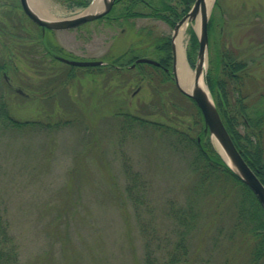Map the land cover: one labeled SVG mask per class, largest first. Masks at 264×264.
Returning a JSON list of instances; mask_svg holds the SVG:
<instances>
[{"label": "rangeland", "instance_id": "1", "mask_svg": "<svg viewBox=\"0 0 264 264\" xmlns=\"http://www.w3.org/2000/svg\"><path fill=\"white\" fill-rule=\"evenodd\" d=\"M44 2L47 16L67 17L84 9L68 8L57 0ZM120 7L121 3L114 6L111 17L73 29H45L44 45L65 57L104 61L138 45L140 56L159 59V50L144 41L157 36L172 38L174 26L153 16L117 17ZM27 18L19 0H0V26L11 29L8 36L0 35V55L9 56L15 83L13 89L0 85V99L2 95L10 114L19 119L61 115L72 121L53 129L7 128L0 132V206L18 244L20 264H142L144 235L139 228L149 221L134 212L125 195L123 156L138 170L140 179L146 180L149 196L145 200L150 207L144 203L139 212L156 213L155 223H162L159 228L167 232L173 224L165 212L169 200L174 198L184 206L192 200L198 215L189 243L191 259L193 264L202 262L211 252L217 263L229 245L219 234V226H228L233 207H223L220 216L215 212L217 197L208 193L194 196L199 176L192 169L189 151L174 150L164 135L151 130L122 137L113 118L119 108L134 113L150 108L153 93L148 81H129V73L94 74L79 66L73 80L61 82L66 69L63 62L47 58L53 69L45 72L46 60L36 57L28 39L18 37L38 31ZM208 18L207 70L217 63L222 77L223 63L229 64L228 59L234 61V57L243 59L248 75L245 92L252 96L264 93V0H213ZM195 24V19L188 22L183 39L188 64L190 28L198 32ZM197 52L190 64L193 70ZM18 84L32 94L17 92ZM37 86L38 92L34 91ZM226 87L234 97L238 94L234 84ZM47 88L53 89L49 98L43 93ZM180 99L184 106L189 105ZM156 104L158 112L150 118L164 120L161 113L170 111L168 103L164 110L160 102ZM236 246L232 252L240 254L234 264H244L249 244Z\"/></svg>", "mask_w": 264, "mask_h": 264}, {"label": "trees", "instance_id": "2", "mask_svg": "<svg viewBox=\"0 0 264 264\" xmlns=\"http://www.w3.org/2000/svg\"><path fill=\"white\" fill-rule=\"evenodd\" d=\"M57 1L72 9L86 7L91 2V0ZM194 2L195 0H116L115 5L121 3L117 17L153 16L161 18L174 26L188 12ZM111 12L103 17H111L109 15ZM6 15L10 16V12H7ZM27 20L38 31L33 34L27 31L28 36H17L28 39L31 42L28 43L29 46L35 48L36 57L41 56L43 58L42 62L46 60L44 64L45 72L53 69L51 68L53 63L48 62L47 58L50 57L57 63H62V61L54 56L56 52L52 53L44 45L41 26L29 18ZM20 21L22 23V20ZM208 29L210 33L211 22L208 24ZM10 32L11 29H8V27L0 26V35L6 37ZM147 40L152 41L144 42L154 44L153 46L159 50L158 60L161 62L160 65L142 62L131 66L135 59L140 56L136 52L140 49L139 46L134 45L117 55H113L102 65L86 67L94 74L103 72L129 73V81L147 80L151 86L153 96L148 103L151 109L148 108L145 113H134L119 108L112 114L117 122L120 136L134 137V133L141 134L147 130H151L157 136L164 135L174 150L189 151L191 155L192 169L199 176L198 182L193 186L194 196L208 193L213 197H217L215 212L220 216H223L221 215L223 207H233L232 219L227 224L228 226H219L221 231L219 234L224 235L229 242L227 251L222 252V256L217 263L213 262V254L210 252L202 262L196 264H234L240 252H232V250H235L236 245L242 242L249 244V251L245 253L246 261L244 264H264V206L253 190L229 166L212 144L209 132H205L204 129L205 123L202 112L194 99L177 88L171 67V37L157 36ZM2 45L6 47L5 42ZM198 45L197 34L190 28L187 50L188 53L191 50V58L189 55H187V58L191 64L194 63V55ZM57 48L64 51L62 46ZM0 57V85L4 84L13 89L15 83L10 75L13 70L10 58L8 55L2 54ZM234 59V61L228 59L229 64L223 63L222 77H220L221 67L219 68L217 63L216 67H210L207 72V81L223 122L234 143L264 183V93L252 96L245 92L244 86L248 78V75L245 74L246 71L244 72L246 62L243 59L238 60L236 57ZM219 61L222 62L223 59H219ZM63 64L66 69L65 78L61 82L73 80L77 75L75 73L76 68L79 69V66L64 62ZM52 80H48L47 85H50L49 81ZM226 84L235 85L233 91L238 92L235 97L230 91L228 92ZM19 87L22 88L23 92L20 93L23 96L32 94L31 90L26 89L25 85L22 84ZM35 89L34 91L38 92V86ZM47 89L43 93L46 98H49L51 95L48 94H52L53 89ZM15 90L18 92L17 87H15ZM168 90L171 92H167ZM166 93H169L170 96L168 97ZM180 98H184L189 107L184 106ZM157 102H160V109L162 110L167 108H165V103H168L170 111L161 113L164 115V120L150 118L151 115L158 112L156 111ZM7 106L5 98L1 95L0 132L7 128L18 130L26 127L53 129L72 121L71 118H64L61 115L58 117L53 113L48 114H53L52 116L57 118L19 119L10 114ZM50 115L48 116L50 117ZM75 118L78 117L75 116ZM122 161L123 167L126 169L124 191L128 202L133 206V210L136 211L137 215L144 216L149 221H144L139 228L141 235H144V238L142 237L144 239L143 252L141 253L142 264H193L189 243L198 212L195 206L193 207L192 200H189L185 206L179 204L174 198L169 200L165 212L173 224L169 231L162 232L159 228L162 223H155L154 221L156 213L146 212L142 214L139 212L140 206L144 203L150 207V202L145 200L148 195L146 184H144L146 180L140 179V173L132 168V164L127 158L123 156ZM225 204L228 205L225 206ZM0 264H20L18 244L10 230L9 219L1 206Z\"/></svg>", "mask_w": 264, "mask_h": 264}, {"label": "water", "instance_id": "3", "mask_svg": "<svg viewBox=\"0 0 264 264\" xmlns=\"http://www.w3.org/2000/svg\"><path fill=\"white\" fill-rule=\"evenodd\" d=\"M95 0H92L91 3L84 8V10L75 13L67 17H54V16H43L40 15L32 6L30 5L29 0H20L23 11L28 15V17L33 20L35 23L41 25L43 29L48 28L52 30H62L70 29L81 24L95 20L107 14L113 7L115 0H104L100 8H95L92 10H86L92 7ZM201 12V25L200 29L197 32L199 39V47L197 52V59L195 64V76H194V88L192 92L187 91L182 87L177 76V59H176V49L174 45V37L178 31V28L185 21H192L196 19L197 15ZM208 13L206 12V0H195L194 4L190 10L175 24L174 31L172 35V56H173V73L176 80L178 88L192 97L198 107L200 108L204 122H205V131L210 132L211 141L215 145L216 149L222 155L224 160L229 164V166L244 180V182L253 190L257 195L262 205L264 206V183L257 176L255 171L250 167L248 162L242 156V153L237 148L234 143L231 135L229 134L222 118L219 113V110L213 100L210 89L207 84V53H208ZM59 59L68 62L73 65L79 66H93L103 63L101 59H72L64 56H58ZM136 62H149L152 64L159 65L158 60L149 58V57H139L136 59ZM203 75V79L208 87V92L203 90L198 86L199 78ZM215 136L219 143L221 144L223 150L226 152L229 160L224 156L222 151L218 148L213 140Z\"/></svg>", "mask_w": 264, "mask_h": 264}, {"label": "bare ground", "instance_id": "4", "mask_svg": "<svg viewBox=\"0 0 264 264\" xmlns=\"http://www.w3.org/2000/svg\"><path fill=\"white\" fill-rule=\"evenodd\" d=\"M30 5L32 8H34L40 15L45 16L47 13V5L44 2V0H29ZM104 0H95L94 4L92 7L86 10H92L95 8H100L103 4ZM213 3V0H206V12L208 13L210 10V7ZM84 10V9H83ZM201 18L202 14L201 12L197 15L196 17V24L195 27L199 31L200 25H201ZM188 20L183 22L181 26L178 28V31L174 37V45L176 49V59H177V76L180 81V84L182 85L183 88H185L187 91L192 92L194 86H195V70H193L189 64L186 61V56H185V50H184V44H183V39L185 37V32L187 29L188 25ZM198 86L202 88L203 90L208 92V87L203 79V75L201 74L199 81H198ZM213 140L215 144L218 146V148L222 151L224 156L229 160L226 152L223 150L221 144L219 143L218 139L213 136Z\"/></svg>", "mask_w": 264, "mask_h": 264}, {"label": "flooded vegetation", "instance_id": "5", "mask_svg": "<svg viewBox=\"0 0 264 264\" xmlns=\"http://www.w3.org/2000/svg\"><path fill=\"white\" fill-rule=\"evenodd\" d=\"M234 73V72H233Z\"/></svg>", "mask_w": 264, "mask_h": 264}]
</instances>
